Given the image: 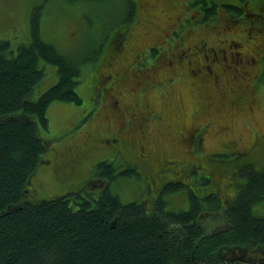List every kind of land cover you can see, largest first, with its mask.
<instances>
[{
	"label": "trees",
	"instance_id": "16d2710c",
	"mask_svg": "<svg viewBox=\"0 0 264 264\" xmlns=\"http://www.w3.org/2000/svg\"><path fill=\"white\" fill-rule=\"evenodd\" d=\"M126 1L127 13L108 44H102L98 61L91 56L76 60L47 41L40 5L31 11L29 42L15 49L10 39H0V264H264V124L245 146L237 140L216 148L203 145L209 125L217 122L220 131L231 127L227 122L235 113L255 112V93L264 91V0H167L171 9L185 4L191 11L167 40L170 51L178 43L181 51L166 58L162 43L140 51L132 63L145 66L141 79L135 78L145 81L143 94L147 88L162 90L177 77L189 81L194 107L193 126L183 134L186 153L169 157L153 151L142 128L139 137L126 131L120 148L112 146L71 190L30 197L35 170L49 161L43 154L52 140L41 134L49 127L48 107L53 101L82 102L76 87L90 61L92 111L102 115L104 81L114 61L131 50V27L143 20L139 0ZM215 27L223 34L243 27L242 38L258 42L249 55L238 49L237 39L229 49L217 47L214 41L224 38L222 33L209 36ZM195 30L201 33L198 43L186 45ZM174 33L176 40L170 41ZM47 63L56 66L58 81L40 91ZM163 75L165 83L158 79ZM185 109L174 116L178 126ZM152 117L162 118L159 113ZM95 130L81 146L58 149L52 169L77 174L83 152L114 144L112 133ZM140 143H145L144 159L135 156ZM119 156L121 165L116 164ZM132 175L150 188L142 200L124 202L112 187L121 176ZM177 194H187L188 205L172 207L171 196Z\"/></svg>",
	"mask_w": 264,
	"mask_h": 264
},
{
	"label": "rangeland",
	"instance_id": "374dc122",
	"mask_svg": "<svg viewBox=\"0 0 264 264\" xmlns=\"http://www.w3.org/2000/svg\"><path fill=\"white\" fill-rule=\"evenodd\" d=\"M139 2V14L143 20L130 29L129 48L131 50L121 56L124 70L117 77L115 86V91L121 90L123 105L121 134L122 132L125 134L127 131L128 137H139L142 135V128L153 151L167 153L169 157H179L180 153H186L188 150L183 134L190 131L193 126L191 118H193L194 101L190 98V83L181 76L164 88H160L162 90H159V87L147 88L143 94L140 89L145 85V81L139 82L135 78L142 76L145 66L141 68L132 63L141 57L139 56L140 51L162 43L164 55L171 52L177 56L181 51V45L178 43L176 50L170 51L171 46L167 40L171 36L172 30L180 24L190 9L185 4L171 9L167 0H139ZM36 5L42 6L41 34L43 37L55 44L67 56L76 60L90 56L99 60L103 57L102 44H108L116 27L121 25V19L125 17L129 6L126 0L94 2L0 0V39H10L15 49L21 43L29 42L31 40V11ZM221 33V27H215L209 36L217 35L219 38L222 37L223 33ZM224 34V40H215V45L229 49V43L237 39L241 43L238 49L245 55H249L253 51V46L258 42L257 39H243V35L246 36V30L243 31V27L229 28ZM199 36H201L200 31L195 30L186 45L193 46L198 43ZM174 40H176L175 33L170 41ZM167 56L166 58H169ZM91 62L83 65L82 78L76 87L82 102L53 101L48 107L49 127L48 129L42 128L41 134L44 138L52 140L51 146L43 154L44 160L49 161L41 162L35 170L30 186L31 198H51L56 194L71 190L83 177L90 174L93 165L98 160L110 153L112 146H119L116 147V151L120 148V144L117 145L118 142L115 140L114 144L100 146L95 151L83 152L79 158L80 165L77 174L62 175V172L56 173L55 168L52 169L51 160L56 151L69 143L81 146L87 139L90 130L94 131V127L97 131L112 133V136L119 138L114 135L117 133L118 119L116 120L112 114L104 117V115H97L95 111H92L94 103L90 96L93 92L95 76L90 69ZM45 68L46 75L40 83V91H45L58 81L56 66L47 63ZM165 77L167 78L165 75L158 76V79L165 83ZM254 100L256 116L255 112L249 111L244 114L235 113L227 122L231 127L224 128L222 131H220L217 122L209 125V130L203 135L205 148H216L226 140H237L240 145H247L264 124V91L263 93L257 91ZM183 109L186 114L181 115L184 121L180 122L184 123L178 126V120L174 116L180 114ZM153 113H159L162 118H153ZM205 116L206 114L198 120L202 122ZM146 117L149 118L146 119ZM121 162L122 159L119 156L116 164L121 165ZM147 188L150 187L139 175L121 176L112 187L124 202L142 200L147 197ZM176 196L177 198L175 195L171 196L172 203L169 204L172 207L188 205L187 194L184 198L182 194ZM166 198L168 199V195Z\"/></svg>",
	"mask_w": 264,
	"mask_h": 264
},
{
	"label": "flooded vegetation",
	"instance_id": "af4514ba",
	"mask_svg": "<svg viewBox=\"0 0 264 264\" xmlns=\"http://www.w3.org/2000/svg\"><path fill=\"white\" fill-rule=\"evenodd\" d=\"M194 17H196L195 14H193ZM264 49V47L262 48V50ZM225 51V50H222ZM221 51V52H222ZM120 70H117V69ZM121 72V58H119L118 60L116 59L112 65V70H109V75H107V78L105 79V84H104V90H103V98L99 101V105H100V112L102 113V115H104V117H107L108 115L112 114L114 115L115 119H118L119 125L117 126V130H116V136L121 137V136H125V134L122 132L121 134V110H122V103H121V90L115 91V86H116V80L117 77L119 76ZM112 89V90H111ZM96 127H94L95 129ZM106 134V133H105ZM107 135V134H106ZM123 139H126V137H123ZM119 141V138L114 137V141ZM145 143H140L139 145V149H140V153H138L137 155V159L139 158H146V154L147 152H145L146 150L144 149L143 145ZM142 150L144 152H142Z\"/></svg>",
	"mask_w": 264,
	"mask_h": 264
}]
</instances>
